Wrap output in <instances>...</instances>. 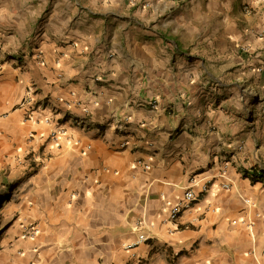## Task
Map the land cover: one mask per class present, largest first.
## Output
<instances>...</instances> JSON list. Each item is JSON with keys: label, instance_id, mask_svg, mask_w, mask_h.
Instances as JSON below:
<instances>
[{"label": "crops", "instance_id": "1", "mask_svg": "<svg viewBox=\"0 0 264 264\" xmlns=\"http://www.w3.org/2000/svg\"><path fill=\"white\" fill-rule=\"evenodd\" d=\"M5 183L0 264H264V0H0Z\"/></svg>", "mask_w": 264, "mask_h": 264}, {"label": "built area", "instance_id": "2", "mask_svg": "<svg viewBox=\"0 0 264 264\" xmlns=\"http://www.w3.org/2000/svg\"><path fill=\"white\" fill-rule=\"evenodd\" d=\"M43 103L40 104H36L31 98L26 97L25 99H23V101L20 104V108L23 110V114H24V120L27 122H31V123H39L42 122L47 128L48 130L46 131V135L47 138L51 141H58L60 138H62L63 136H66V129L65 128H61V125L59 124H55L53 126V124L55 123L52 120V116H44L41 117L40 119V115H38V109L42 106ZM155 107V105H154ZM85 111H87V109H85ZM74 123V125L76 127H80V128H85V123L83 119H79L77 121H72ZM35 135L36 132L32 131L30 132L27 137L28 140H34L35 139ZM40 156L42 159L46 158L47 155L46 154H41V155H37L36 158ZM36 158L34 159V162L36 163L35 165H38V161H36ZM145 168H148L147 165H145ZM197 183L196 181H194L193 178H191L189 180V186L185 189V191L183 192L182 196L180 199H178L170 208L168 211V220L169 221H176L178 219V217L187 209H189L193 203L195 201H197L199 194L201 193H205L208 190V185L207 183H203L200 186V192L196 193L194 190V186H196ZM224 188H227L228 185L227 184H223ZM136 227L139 229L142 226V223L140 220H137L135 222ZM37 230L35 229V227L33 225H28L25 226L23 228V231L21 233L23 238H32L35 236ZM150 240V237L147 236L146 233L144 232H139L138 237H137V242L136 243H141V242H147ZM128 249L132 247V245H127L126 246Z\"/></svg>", "mask_w": 264, "mask_h": 264}, {"label": "rangeland", "instance_id": "3", "mask_svg": "<svg viewBox=\"0 0 264 264\" xmlns=\"http://www.w3.org/2000/svg\"><path fill=\"white\" fill-rule=\"evenodd\" d=\"M26 159L31 160V161H28L29 167H33V166L36 167V165H35L36 163L34 162L33 157L29 158V155H27L24 160H26ZM31 162H33L34 164H32ZM12 176H13V178L9 177V179H7L8 181L6 183H8L9 185L15 183V175L12 174ZM6 183H5V185L4 184L2 186L0 185V243H1V240H3V237L5 236V232L7 230V227L12 222L10 220V217L12 214L10 211H8L9 210L8 206L5 205V203H3L4 201H2V197L14 198V196H15L14 191H10L9 193H6V191H8L10 188L9 186H6ZM13 186H11V187H13ZM10 193H12V194H10Z\"/></svg>", "mask_w": 264, "mask_h": 264}, {"label": "trees", "instance_id": "4", "mask_svg": "<svg viewBox=\"0 0 264 264\" xmlns=\"http://www.w3.org/2000/svg\"><path fill=\"white\" fill-rule=\"evenodd\" d=\"M262 171H258L256 169H253L252 171V175H251V180L254 181L258 176H261V173Z\"/></svg>", "mask_w": 264, "mask_h": 264}]
</instances>
